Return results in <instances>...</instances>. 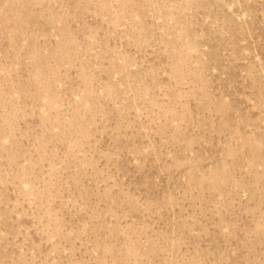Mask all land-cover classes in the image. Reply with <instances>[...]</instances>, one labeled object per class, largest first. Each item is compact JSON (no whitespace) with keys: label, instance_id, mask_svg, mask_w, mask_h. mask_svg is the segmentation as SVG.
I'll use <instances>...</instances> for the list:
<instances>
[{"label":"rangeland","instance_id":"obj_1","mask_svg":"<svg viewBox=\"0 0 264 264\" xmlns=\"http://www.w3.org/2000/svg\"><path fill=\"white\" fill-rule=\"evenodd\" d=\"M0 264H264V0H0Z\"/></svg>","mask_w":264,"mask_h":264}]
</instances>
